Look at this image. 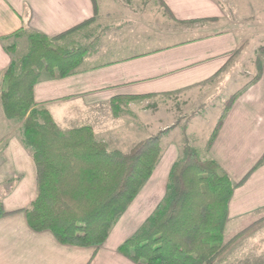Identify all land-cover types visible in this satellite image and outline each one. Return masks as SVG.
Instances as JSON below:
<instances>
[{"label": "crops", "instance_id": "0c3cea01", "mask_svg": "<svg viewBox=\"0 0 264 264\" xmlns=\"http://www.w3.org/2000/svg\"><path fill=\"white\" fill-rule=\"evenodd\" d=\"M161 1L175 21L206 24L207 31L183 43L158 47L147 43L145 48L136 34L131 37L122 29H106L73 75L51 78L40 72L33 88L34 103L50 113L60 132L88 126L97 141L108 144L107 138L121 131V122L110 109L114 98L194 89L216 79L228 66L240 44L239 33L216 0ZM100 9L97 0H0V88L12 60L7 47L14 43L15 55L20 44L27 50L20 30L53 38L86 21L104 20L113 25L114 17L106 11L100 14ZM133 21L141 20L134 17ZM14 34L20 36L13 38ZM15 131L0 105V202L4 212L0 264H135L118 248L139 232L162 202L178 148L160 143V158L150 178L110 228L105 242L97 248H81L61 245L50 232L36 233L28 227L24 210L36 195V169ZM263 157L264 61L261 77L233 102L205 149L204 161L215 162L234 185L224 235L245 222L250 223L246 231L235 238L245 239L254 228L264 229Z\"/></svg>", "mask_w": 264, "mask_h": 264}, {"label": "trees", "instance_id": "16d2710c", "mask_svg": "<svg viewBox=\"0 0 264 264\" xmlns=\"http://www.w3.org/2000/svg\"><path fill=\"white\" fill-rule=\"evenodd\" d=\"M78 28L53 38L20 30L27 52L16 56V45L7 47L12 60L1 77L0 105L4 117L20 125L36 169V195L24 210L28 227L50 232L61 245L97 248L150 178L161 147L158 137H152L128 154L110 151L95 140L90 127L62 133L50 113L35 105L33 88L40 72L64 78L81 66L86 47L55 44ZM239 95L230 97L207 147ZM233 190L215 162L200 160L184 144L169 171L162 202L118 252L135 264H217L226 249L224 229Z\"/></svg>", "mask_w": 264, "mask_h": 264}, {"label": "rangeland", "instance_id": "374dc122", "mask_svg": "<svg viewBox=\"0 0 264 264\" xmlns=\"http://www.w3.org/2000/svg\"><path fill=\"white\" fill-rule=\"evenodd\" d=\"M216 1L226 19L235 25L239 33L240 44L228 66L216 79L194 89L157 96L114 98L110 109L113 118L120 120L121 131L113 132L107 138L108 144H104L108 150L118 149L119 152L128 154L139 142L158 137L162 145L171 143L178 148V158L181 156L182 146L186 144L204 161L207 144L221 113L228 106L230 97L245 91L256 76L261 77L264 61V0ZM97 2L100 4V14L106 11L110 17H114L111 22L113 25H106L104 20H94L92 23L86 21L76 26L75 28H79L75 32L57 41L56 45L66 49L84 46L88 54L106 29H122L131 37L136 34L137 40L145 43V48L148 47L147 43H151L152 47L183 43L207 31L204 28L206 24L175 21L161 0ZM134 17L141 21L134 23ZM167 33L176 35L168 36ZM103 40L104 38L102 42ZM19 48L16 56L26 53L27 50L21 44ZM10 122L16 135L21 137L20 125ZM249 224L245 222L240 228L226 230L224 241L228 242L226 249L217 258L219 264H264V229L254 228L250 237L235 238L246 231L243 229ZM228 247L231 248L230 253L220 262Z\"/></svg>", "mask_w": 264, "mask_h": 264}]
</instances>
